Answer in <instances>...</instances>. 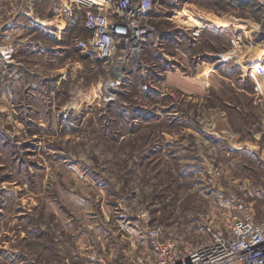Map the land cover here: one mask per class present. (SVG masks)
Instances as JSON below:
<instances>
[{
	"label": "rangeland",
	"instance_id": "obj_1",
	"mask_svg": "<svg viewBox=\"0 0 264 264\" xmlns=\"http://www.w3.org/2000/svg\"><path fill=\"white\" fill-rule=\"evenodd\" d=\"M66 1L0 0V264L118 261L155 225L195 244L238 197L262 214L264 0H154L109 58Z\"/></svg>",
	"mask_w": 264,
	"mask_h": 264
},
{
	"label": "built area",
	"instance_id": "obj_2",
	"mask_svg": "<svg viewBox=\"0 0 264 264\" xmlns=\"http://www.w3.org/2000/svg\"><path fill=\"white\" fill-rule=\"evenodd\" d=\"M66 1V0H65ZM84 12L85 27L92 33V45L102 57L112 56L115 41L126 25L138 23L152 9L154 0H67ZM126 19V22L122 20ZM126 23V25L124 24ZM12 50L3 48L4 56ZM235 216L224 227L208 222L207 237L189 243L168 235L161 225L140 230L142 236L130 241V247L118 261L102 264H264V211L258 214L247 199H235Z\"/></svg>",
	"mask_w": 264,
	"mask_h": 264
},
{
	"label": "bare ground",
	"instance_id": "obj_3",
	"mask_svg": "<svg viewBox=\"0 0 264 264\" xmlns=\"http://www.w3.org/2000/svg\"><path fill=\"white\" fill-rule=\"evenodd\" d=\"M141 22H142V19L137 23V25L140 24ZM126 35H127L126 31L121 32V35H120L121 38L119 40L122 41L126 37Z\"/></svg>",
	"mask_w": 264,
	"mask_h": 264
},
{
	"label": "crops",
	"instance_id": "obj_4",
	"mask_svg": "<svg viewBox=\"0 0 264 264\" xmlns=\"http://www.w3.org/2000/svg\"><path fill=\"white\" fill-rule=\"evenodd\" d=\"M30 4V3H29Z\"/></svg>",
	"mask_w": 264,
	"mask_h": 264
}]
</instances>
